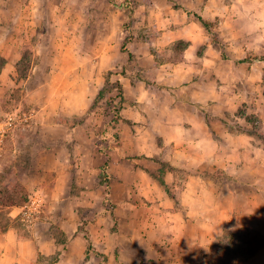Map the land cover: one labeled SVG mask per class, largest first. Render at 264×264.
I'll use <instances>...</instances> for the list:
<instances>
[{
	"label": "crops",
	"instance_id": "crops-1",
	"mask_svg": "<svg viewBox=\"0 0 264 264\" xmlns=\"http://www.w3.org/2000/svg\"><path fill=\"white\" fill-rule=\"evenodd\" d=\"M225 1L180 0L177 7L171 1L154 3L155 7L141 2L136 7L135 34L156 39L137 40V65L128 71L132 77L126 74L117 79L125 105L119 121L133 125L135 135L130 142L135 158L131 162L124 158L119 164L121 159L111 158L109 184L97 187L94 178L101 157L90 140L86 145L75 141L73 148L86 151L80 155L74 149L72 160L61 158L58 141L48 145L40 152L39 160L43 171L55 173L49 189L51 202L45 216L34 222L30 238L19 239L10 230L0 233V264H35L39 254L48 257L56 251L60 254L54 264L75 259L84 260L83 264H115L112 242L117 243L119 264H221L210 248L235 212L241 210L249 216L244 227L258 228V222H262L258 214L264 212V206L251 201L250 196L264 200V161L260 164L255 157L253 137L219 119L216 129H222L213 133L204 118L209 107L214 116L234 115L237 105L251 98L249 91L239 93L234 87L256 82L254 65L243 61L250 49H241L240 53L230 47L227 56L238 58V52L242 61L224 62L219 57V44L213 42V36L222 41L226 36L254 34L248 30L254 28L255 24L250 23L256 22V15L250 11L240 15L247 8L241 10L237 3L227 6ZM261 18L258 26H264V16ZM200 19L212 29L207 30ZM242 24L245 26L241 32ZM181 42V59L160 64L156 58L161 48ZM142 57L146 61L141 63ZM241 70L243 77L239 76ZM223 99L228 101L223 104ZM83 112L85 109L79 108L69 114ZM77 128L89 130V125L71 130ZM207 147L219 148L222 153L201 161L196 149ZM163 148L173 149V155L158 180L140 166L136 157L158 156ZM126 154L123 151L121 155ZM150 164L160 166L157 160H150ZM225 183L231 185L228 193ZM73 186L77 187L75 193ZM241 193L247 201L242 208L234 203ZM224 195L233 202H223ZM105 199L114 204L115 233L110 230L113 217L102 214ZM54 212L59 214L52 215ZM66 212L69 219L64 217ZM79 212L83 214L80 217L98 213L85 227L89 235L78 230L80 219L74 213ZM259 217L264 219V215ZM52 224L63 232V244H56L49 234ZM88 243L92 250L87 253ZM239 264H264V246Z\"/></svg>",
	"mask_w": 264,
	"mask_h": 264
},
{
	"label": "rangeland",
	"instance_id": "rangeland-1",
	"mask_svg": "<svg viewBox=\"0 0 264 264\" xmlns=\"http://www.w3.org/2000/svg\"><path fill=\"white\" fill-rule=\"evenodd\" d=\"M165 1L175 3L174 7L180 6V0H0V194L12 195L16 200L18 195L15 191L23 190L28 194L26 203L14 206L3 204L0 195V233L10 230L15 231L19 239L30 238L34 222L45 216L51 202L49 189L54 184L55 173L43 171L39 155L48 145L58 141L61 158L71 157L72 160L74 149L80 155L83 150L73 148L75 141L86 145L87 139L90 140V145L93 144L101 157L99 171L94 178L97 187L109 184L111 158L115 157L117 161L121 159L117 164L124 158L129 162L135 158V149L130 142L135 130L130 122L119 121L125 105L123 100L120 102L114 82L126 74L132 77L128 71L137 65V53H140L137 40L142 38L153 42L156 39L135 34L133 15L137 6L141 2L152 3L153 6ZM236 3L241 10L247 8L240 15L247 11L256 15V22L250 23L255 24L252 26L254 28L248 30L254 34L226 36L222 41L216 36L212 39L219 44V57L224 62L232 59L227 56L230 47L240 53L241 49H250L243 61L254 65L256 82L253 85H233L239 93L249 91L251 96L246 102L235 103L237 108L234 115L214 116L209 107L204 118L211 130L219 125V119L228 127L239 129L242 134L247 132L253 137V146L257 150L255 157L261 164L264 161V26H258L261 21L258 19L264 16V0L225 1L227 6H237ZM244 26L241 25V32ZM206 29H212V25L209 24ZM183 49L182 42L175 43V46L165 45L157 53L156 59L160 64L180 60ZM235 54L238 58L232 60L242 61L240 54ZM143 61H146V57L140 59L141 63ZM239 76L243 77L242 70ZM224 85L231 86L227 83ZM100 90L103 97L95 101ZM227 101L223 99L222 103ZM150 107L154 109L153 105ZM79 108L85 109V112L77 116L69 114L71 110ZM78 125H89V130H71ZM219 129L222 128L213 130V133ZM119 142L126 149L120 147ZM172 150L163 148L158 156L153 157L140 155L136 159L142 164L138 165L161 180L167 167L166 161L173 155ZM196 150L200 152V160H211L216 152L222 153L221 149L211 147ZM120 151L121 154L125 151L126 156L121 155ZM150 160L159 161L160 166H152ZM261 167L264 171V165ZM216 171L218 175L221 172L219 169ZM71 177L73 180L74 176ZM225 187V193H228L231 185L225 183ZM76 188L73 186L72 193L76 192ZM245 196V193H241L234 203L242 208L247 202ZM250 199L264 206L260 196L251 195ZM222 200L225 203L233 202L227 195ZM113 210L114 204L105 199L102 214L113 217L111 233L118 231ZM74 214L80 219L78 230L89 235L85 227L89 219L98 213H87L83 217H80V212ZM263 215V211L258 214L259 221H262L258 222V228L251 229L243 226L249 223V216L241 210L235 212L232 221L223 227L218 240L222 235L227 238V234H232L238 228H247L261 236L263 247L264 219L259 217ZM64 217L69 219V213H64ZM49 234L56 244H63L64 234L58 226L52 224ZM116 244L112 242L111 248L115 264H119ZM91 250L92 246L88 243L87 253ZM58 254L60 251L48 257L39 254L35 264H54L52 261ZM83 263L84 260L77 262L76 259L66 262Z\"/></svg>",
	"mask_w": 264,
	"mask_h": 264
},
{
	"label": "trees",
	"instance_id": "trees-1",
	"mask_svg": "<svg viewBox=\"0 0 264 264\" xmlns=\"http://www.w3.org/2000/svg\"><path fill=\"white\" fill-rule=\"evenodd\" d=\"M201 21V19H200ZM204 27H208L209 24L201 21ZM109 83V79H107ZM114 85L119 93L120 102L123 100L121 84L118 81L114 82ZM103 91L100 90L95 96V101L102 99ZM106 166V164H104ZM15 194L18 195L16 200L14 196L9 194H0L1 202L3 204L16 205L21 203H26L28 201V194L23 190L15 191ZM230 234V235H229ZM227 234L221 236V238L213 244L210 248L211 254L218 259L222 264H239L244 262L252 257H254L258 251L262 248L263 239L255 231L247 228H238L232 234ZM223 241L225 243L223 244ZM52 263L57 262L58 255H56Z\"/></svg>",
	"mask_w": 264,
	"mask_h": 264
}]
</instances>
